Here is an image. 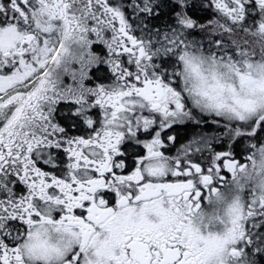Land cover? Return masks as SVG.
Returning a JSON list of instances; mask_svg holds the SVG:
<instances>
[{
	"label": "snow or ice",
	"instance_id": "1",
	"mask_svg": "<svg viewBox=\"0 0 264 264\" xmlns=\"http://www.w3.org/2000/svg\"><path fill=\"white\" fill-rule=\"evenodd\" d=\"M0 264H264V0H0Z\"/></svg>",
	"mask_w": 264,
	"mask_h": 264
}]
</instances>
